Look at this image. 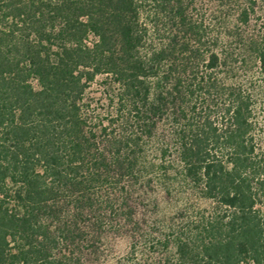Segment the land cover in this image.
<instances>
[{"label":"trees","instance_id":"trees-1","mask_svg":"<svg viewBox=\"0 0 264 264\" xmlns=\"http://www.w3.org/2000/svg\"><path fill=\"white\" fill-rule=\"evenodd\" d=\"M263 139L264 0H0V264H264Z\"/></svg>","mask_w":264,"mask_h":264},{"label":"rangeland","instance_id":"rangeland-1","mask_svg":"<svg viewBox=\"0 0 264 264\" xmlns=\"http://www.w3.org/2000/svg\"><path fill=\"white\" fill-rule=\"evenodd\" d=\"M262 148L264 150V142H263ZM160 201L162 202L161 207L159 208L160 209L159 215H160L161 219L164 217L165 218H167V217L168 218H171V217L180 218L181 217L182 214H179L180 212L176 208V206L178 205L177 202H175L176 200H169L168 201L167 198H165L161 195ZM185 215H186V213H185ZM113 244H114V250H115L114 252H116L117 255L125 253L129 247L128 241L125 238L118 240L116 243H113Z\"/></svg>","mask_w":264,"mask_h":264}]
</instances>
